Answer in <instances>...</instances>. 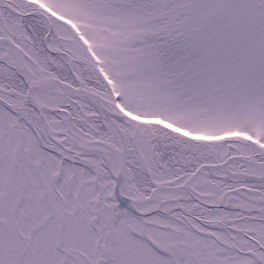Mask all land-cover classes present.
<instances>
[{
    "label": "snow or ice",
    "instance_id": "1",
    "mask_svg": "<svg viewBox=\"0 0 264 264\" xmlns=\"http://www.w3.org/2000/svg\"><path fill=\"white\" fill-rule=\"evenodd\" d=\"M0 264H264V0H0Z\"/></svg>",
    "mask_w": 264,
    "mask_h": 264
}]
</instances>
